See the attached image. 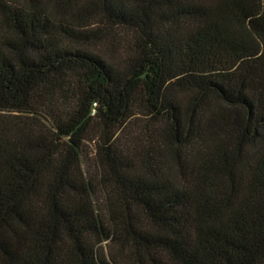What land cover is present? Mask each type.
Instances as JSON below:
<instances>
[{
    "label": "trees",
    "instance_id": "1",
    "mask_svg": "<svg viewBox=\"0 0 264 264\" xmlns=\"http://www.w3.org/2000/svg\"><path fill=\"white\" fill-rule=\"evenodd\" d=\"M0 264H264V0H0Z\"/></svg>",
    "mask_w": 264,
    "mask_h": 264
},
{
    "label": "rangeland",
    "instance_id": "2",
    "mask_svg": "<svg viewBox=\"0 0 264 264\" xmlns=\"http://www.w3.org/2000/svg\"><path fill=\"white\" fill-rule=\"evenodd\" d=\"M85 152L87 154V156L85 157V168L88 169L91 162H94L95 161V158H94V145L92 143H88L86 142V149H85Z\"/></svg>",
    "mask_w": 264,
    "mask_h": 264
}]
</instances>
